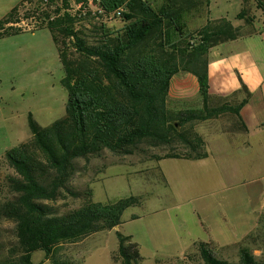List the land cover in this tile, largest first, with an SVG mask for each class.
Instances as JSON below:
<instances>
[{
  "label": "trees",
  "instance_id": "trees-1",
  "mask_svg": "<svg viewBox=\"0 0 264 264\" xmlns=\"http://www.w3.org/2000/svg\"><path fill=\"white\" fill-rule=\"evenodd\" d=\"M101 5L104 11L98 14H60L58 6L44 8L42 0H21L0 20V36L27 30L25 25L34 21L39 23L32 31L49 28L69 96L63 117L48 126L30 117V139L0 158V168L5 164L15 170L2 178L8 196L0 198V221H13L16 237L7 251L0 247V264H36L37 250L45 252L50 264H78L58 257L57 246L115 228L127 208L142 203V197L134 194L95 201L90 186H71L76 159H89L105 149L127 155L152 148L163 153H150L148 159L206 157L205 141L194 122L224 112L239 115L249 100L250 92L243 85L247 95L241 102L209 104L210 49L246 35L243 26L223 17L190 31L185 18L189 6L179 0H164L159 11L149 0H101ZM246 12L244 6L237 17ZM182 70L196 76L202 108L170 106L171 81ZM179 144L185 149L180 150ZM68 194L80 198L81 204L62 212L49 202ZM260 221L264 223V215ZM259 236L264 237V224L239 245L238 263L217 256L205 241L177 262L264 264L249 245ZM118 238L114 260L139 264L143 257L132 235L119 232Z\"/></svg>",
  "mask_w": 264,
  "mask_h": 264
},
{
  "label": "rangeland",
  "instance_id": "rangeland-1",
  "mask_svg": "<svg viewBox=\"0 0 264 264\" xmlns=\"http://www.w3.org/2000/svg\"><path fill=\"white\" fill-rule=\"evenodd\" d=\"M20 1L0 0V20ZM245 1L251 28L264 37V0H210L206 19L227 17L237 23L236 15ZM25 28L27 30L0 36L1 159L8 149L30 139V117L39 125L48 126L67 112L65 70L53 35L47 27L34 31L27 25ZM248 28L244 29L248 31ZM262 45L250 50L251 55L258 58L252 66L245 64L236 70V55L230 56L229 70L223 74L224 82L241 79L245 81L242 86L245 83L260 86L264 80V43ZM240 92L245 94V91ZM215 122L221 125L218 131L200 126V121L195 123L194 129L203 133L219 152L220 145L231 143L234 135L222 130L225 120ZM235 137L241 145L247 139L241 133ZM178 148L183 150L185 146L179 144ZM154 152L163 153V150L152 148L146 153L119 155L105 149L89 159H76L77 170L71 186H90L95 201L107 202L134 194L142 197V203L124 211L119 228L61 243L55 251L58 257L78 264H121L113 258L121 232L132 235L139 244L143 257L139 264H160L158 260L163 264H178L186 253L195 251L200 241L210 243L217 256L239 262V245L252 231H261L264 224L263 221L258 223L264 203V162H260L258 147L253 144L248 151H241L248 154L252 162L148 159ZM234 169L235 180H227L226 172ZM6 174H15V170L4 164L0 168V198L8 196V189L2 184ZM49 202L64 212L78 207L81 199L68 194ZM15 242V223L0 221V247L7 251ZM249 245L257 259L264 262V237L259 236ZM33 260L36 264H50L43 250L35 251Z\"/></svg>",
  "mask_w": 264,
  "mask_h": 264
},
{
  "label": "crops",
  "instance_id": "crops-1",
  "mask_svg": "<svg viewBox=\"0 0 264 264\" xmlns=\"http://www.w3.org/2000/svg\"><path fill=\"white\" fill-rule=\"evenodd\" d=\"M153 8L157 11L162 7L164 0H149ZM189 6V10L185 13L188 29L194 31L200 27L206 25L210 20L207 18L206 12L209 11L210 0H179ZM246 7V1L243 2V7ZM242 11V9H241ZM240 11V12H241ZM239 12V13H240ZM238 13V14H239ZM237 14V15H238ZM247 12L243 17H237L238 22L232 24L234 26H246L249 27L246 31L247 34L233 39L221 42L210 49L209 52V82H210V100L211 106H217L225 101L231 103H239L246 97L245 94H241L243 82L241 79L236 82L229 83L224 82L223 74L229 70L227 62H231L230 56L236 55L234 68L238 70V67H242L245 64L252 66L253 62L258 58L251 55L250 50L254 48L262 47L264 43V37L262 33L251 28L248 22ZM223 18V17H221ZM227 18V17H226ZM219 19V18H218ZM253 21V20H252ZM250 25V26H249ZM242 52L241 54H239ZM239 54V55H238ZM242 54H245L242 56ZM249 67V66H248ZM247 67V68H248ZM250 97L248 102L241 108L239 115L232 112H224L218 117L206 119L200 121V126H205L207 129L218 131L221 129L220 124H216L215 121L222 119L225 120V126L223 131L228 134L234 135V140L229 144L220 145V150L214 148L206 140L203 133H199L204 141L208 155L206 157L194 159L206 162H252V158L248 154L241 151H248L254 144L261 151V161L264 162V80L260 86L254 87L250 83H245ZM169 104L174 109H187V108H202L203 99L199 92V83L196 76L188 71H179L174 75L171 81L169 91ZM190 106V107H189ZM197 122V121H196ZM193 126H195V123ZM241 133L247 136L244 143L237 144L235 135ZM239 145V146H238ZM240 147L237 151V148ZM231 151V152H229ZM200 172V179L202 178ZM236 178V172L230 170L226 172V179L233 181ZM264 202V197H263ZM262 211L258 214V223L260 218L264 215V203L262 205ZM257 223V226H258ZM121 225V224H120ZM120 225L115 228H119ZM256 226V227H257ZM255 227V229H256ZM253 232V231H252Z\"/></svg>",
  "mask_w": 264,
  "mask_h": 264
},
{
  "label": "built area",
  "instance_id": "built-area-1",
  "mask_svg": "<svg viewBox=\"0 0 264 264\" xmlns=\"http://www.w3.org/2000/svg\"><path fill=\"white\" fill-rule=\"evenodd\" d=\"M44 8L53 9L55 7H59L60 14H64L65 12L71 14H98L104 11L101 0H42ZM123 9L119 8L118 13H120ZM39 22H31L30 24H26L29 29L36 28Z\"/></svg>",
  "mask_w": 264,
  "mask_h": 264
}]
</instances>
